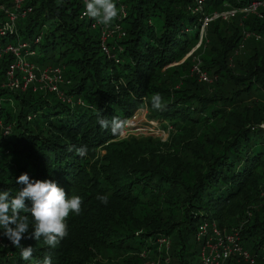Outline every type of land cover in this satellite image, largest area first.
<instances>
[{
    "label": "trees",
    "instance_id": "trees-1",
    "mask_svg": "<svg viewBox=\"0 0 264 264\" xmlns=\"http://www.w3.org/2000/svg\"><path fill=\"white\" fill-rule=\"evenodd\" d=\"M255 1L264 0H203L194 12L193 0H114L126 12L125 35L107 41L106 53L99 28L80 18L82 0H24L29 13L0 34V47L25 44L23 58L60 68L62 82L57 91L9 88L15 58L1 54L0 120L10 130L0 132V190L14 196L26 173L79 195L82 210L69 215L55 249L23 239L31 261L0 235V264H35L48 253L51 264H200L196 231L208 220L235 228L252 264H264V5L239 11ZM231 8L198 43L204 16ZM154 93L163 111L151 108ZM143 105L170 126L167 140L122 138L98 123V109L126 123ZM70 145H86L87 155ZM104 194L106 205L96 199Z\"/></svg>",
    "mask_w": 264,
    "mask_h": 264
},
{
    "label": "clouds",
    "instance_id": "clouds-1",
    "mask_svg": "<svg viewBox=\"0 0 264 264\" xmlns=\"http://www.w3.org/2000/svg\"><path fill=\"white\" fill-rule=\"evenodd\" d=\"M85 15L102 26L110 27L119 18V11L114 0H85ZM150 103L156 111H163L166 107L159 93L151 96ZM97 120L102 128L110 129L113 135L119 134L125 125V121L119 117L113 116L111 120L105 118L99 109ZM67 150H74L80 157L86 156L88 152L86 145H70ZM16 182L23 187L14 196L7 190H0V235L6 237L12 246L21 249L23 260L31 261L33 246H22L21 241L25 238L36 241L43 239L45 245L55 249L68 235L66 221L69 215L80 214L82 198L79 195H67L52 180L31 179L26 173L20 174ZM96 199L106 205L109 196L97 195ZM26 201H30V207ZM51 260V253H48L42 260H36L35 264H51Z\"/></svg>",
    "mask_w": 264,
    "mask_h": 264
},
{
    "label": "built area",
    "instance_id": "built-area-1",
    "mask_svg": "<svg viewBox=\"0 0 264 264\" xmlns=\"http://www.w3.org/2000/svg\"><path fill=\"white\" fill-rule=\"evenodd\" d=\"M83 7L81 9L80 16L83 18H89L87 15H85V0H83ZM119 1V0H115ZM203 0H194L195 7L194 12H197L202 7ZM20 2L21 0H13L14 8L12 11H7V21H5V26H3V29L0 31V34L6 33V27H9L13 24L14 19L16 18L17 14L21 11L20 8ZM259 5H264V1H255L250 3L247 7L240 9V12L245 13H256V9ZM120 12H119V18L113 22V24L109 26H102L99 23H97L96 20L91 19V25L92 27H98L100 30V38L102 42V49L105 52H108V46L105 44V42L112 37L121 38L125 35V31L121 26V21L125 17L126 12L124 10L123 4H120L119 6ZM28 11L30 8L27 9ZM237 12V9H229L227 11L223 12H215L210 16H204L201 26H200V33H199V41L198 43H201L203 40L205 34H206V28L207 24L210 20L214 18H223L228 19ZM26 13V9L22 10V15ZM22 45H7L4 50L0 52V56L2 53H12L16 56L19 54V48ZM195 68H197L195 66ZM35 66L31 64L30 62L19 58L15 62L11 63L6 70V76H7V86L13 89H19L24 90L26 89L29 84L33 83L34 81L37 82H43V87L47 88L49 91H57V82L61 79V71L59 68H52L47 67L44 70L41 71L39 76L34 72ZM199 79L202 81H210V77L205 73L199 71ZM0 130L2 131L3 135H6L10 127L5 126L3 122L0 120ZM197 239L203 240V243L201 244V250L205 251L207 255H201L200 258V264H224L225 260L229 258L230 255L234 254L236 256L242 257L245 261L249 262V264H252L254 259L251 257L250 253L245 250L239 242V236L236 231L226 232L221 231L216 223L214 221H204L199 226V231L197 232ZM0 243H1V237H0Z\"/></svg>",
    "mask_w": 264,
    "mask_h": 264
},
{
    "label": "rangeland",
    "instance_id": "rangeland-1",
    "mask_svg": "<svg viewBox=\"0 0 264 264\" xmlns=\"http://www.w3.org/2000/svg\"><path fill=\"white\" fill-rule=\"evenodd\" d=\"M193 3L195 4L194 0H193ZM26 7L27 5L25 6L24 0H21L20 8H17V9H24ZM7 18H8V15H7ZM5 24H6L5 22L0 21V30L3 29V26H5ZM35 84L38 85L39 83L35 81ZM169 131H171L170 126L167 127L166 129H163L161 123H159L156 119L152 118L149 115L147 106L143 105L140 108H138L136 112L133 114V116L127 120V122L124 125V129L120 133V137L122 138L135 137L138 139L152 137V138H158L162 141H165L167 140L169 136ZM208 221H214V220H208ZM200 225L201 223H199L196 232L199 231ZM222 231H225V230H222ZM231 231L237 232L235 228H231L230 230H227L226 232H231ZM235 256L236 255L232 254L229 256V258L235 259Z\"/></svg>",
    "mask_w": 264,
    "mask_h": 264
},
{
    "label": "bare ground",
    "instance_id": "bare-ground-1",
    "mask_svg": "<svg viewBox=\"0 0 264 264\" xmlns=\"http://www.w3.org/2000/svg\"><path fill=\"white\" fill-rule=\"evenodd\" d=\"M83 3H84V1L82 0V7H83ZM0 8L1 9H3V11H4V13H5V16H4V22L5 21H7V12H6V10L7 11H12L13 10V8H14V4H13V0H12V5L9 7V8H3V6H1L0 5ZM25 9V8H24ZM82 9V8H81ZM22 10L23 9H21V11L17 14V16H16V18L14 19V21L16 20V19H18V18H20V17H25L26 15H27V13H29V11L28 10H26V13L24 14V15H22ZM80 13H81V11H80ZM80 18H82L81 16H80ZM82 19H88V18H82ZM91 20V19H90ZM92 23V22H91ZM1 31V30H0ZM116 37V36H115ZM115 37H112V38H109L107 41H110L111 39H113V38H115ZM123 37V36H122ZM117 38V37H116ZM107 41L105 42V44L108 46V48H109V45L107 44ZM8 45H14V44H8ZM17 45H22L20 48H19V54H18V56H16V55H14L13 54V56H14V61L13 62H15L16 60H18L19 58H21V59H24L23 58V56H22V54H21V49H22V47H24V45L25 44H23V43H18V44H16V45H14V46H17ZM7 46V45H6ZM5 46V47H6ZM102 46V45H101ZM5 49V48H4ZM0 50H2L1 49V47H0ZM104 51V50H103ZM108 51H109V49H108ZM105 52V51H104ZM30 54H33V51H31V52H29ZM106 53H108V52H106ZM25 60V59H24ZM31 64H33V63H31ZM34 65V64H33ZM35 66V69H34V72L39 76V74L41 73V71L42 70H44L45 68H47V67H45L44 69H42V70H40V69H38V67L36 66V65H34ZM48 67H51V66H48ZM55 68V67H54ZM60 69V68H59ZM60 71H61V69H60ZM62 82V72H61V79H60V81H58L56 84L58 85L59 83H61ZM34 84L33 85H35V81L33 82ZM39 84L38 85H41L42 87H43V82H38ZM32 84V83H31ZM30 85V84H29ZM10 88V87H9ZM13 89V88H12ZM2 121V120H1ZM0 132L2 133V131L0 130ZM238 233V232H237ZM238 236H239V234H238ZM161 241H163V239L161 240ZM239 242H240V237H239ZM240 245H241V242H240ZM242 246V245H241ZM243 247V246H242ZM246 250V249H245ZM207 255L206 254V252L205 251H203V250H201V255Z\"/></svg>",
    "mask_w": 264,
    "mask_h": 264
}]
</instances>
